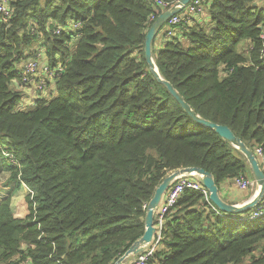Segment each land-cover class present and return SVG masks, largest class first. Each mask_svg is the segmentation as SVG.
<instances>
[{
    "label": "trees",
    "instance_id": "16d2710c",
    "mask_svg": "<svg viewBox=\"0 0 264 264\" xmlns=\"http://www.w3.org/2000/svg\"><path fill=\"white\" fill-rule=\"evenodd\" d=\"M157 1H6L0 145L16 163L0 161L7 185L31 192L24 219L10 196L0 201V264H115L142 237L147 205L169 173L202 168L219 190L253 177L242 153L149 71L144 47ZM208 10L207 24L183 21L170 38L161 29L152 54L190 108L254 151L264 147V1L212 0ZM38 54L63 70L49 79L50 97L24 103L15 81ZM253 208L228 214L185 191L151 263L264 264V217L238 219Z\"/></svg>",
    "mask_w": 264,
    "mask_h": 264
},
{
    "label": "built area",
    "instance_id": "2783aa9c",
    "mask_svg": "<svg viewBox=\"0 0 264 264\" xmlns=\"http://www.w3.org/2000/svg\"><path fill=\"white\" fill-rule=\"evenodd\" d=\"M6 1L1 0L0 4V13L3 15H8L9 11L6 8ZM212 0H192L187 7L184 8L182 14H175L171 16L170 20L163 27L164 32L168 38L174 34V30L177 24L182 23L183 21H190L191 19L197 18L201 15L206 7L208 8L211 4ZM264 1V0H262ZM158 8L160 7V11L155 14H152L150 17L151 20L157 19V16L160 13H163L170 9L172 5H168L163 1H157ZM174 5V4H173ZM192 22V20H191ZM45 58L41 57L37 59H27L26 62L21 66L22 71V79L21 81H15L18 87L16 89L22 92V89L31 88L32 93L27 94V98L24 103L29 101L33 103L34 99L38 97H50L53 92H51L49 79L51 77H55L57 74L62 72V68H58L57 71H54L47 62L44 61ZM36 91V92H35ZM47 94V95H45ZM23 103V104H24ZM254 153L260 162L261 169L264 173V147L256 146ZM3 154L7 158H11L13 163L14 161L12 154L8 153L3 147L0 145V155ZM1 159V157H0ZM235 184L238 188L247 190V189H255L257 188V181L253 177L241 175L236 177L234 180ZM185 191H199L205 196H209L208 190L203 185L202 180L196 176H180L174 180V183L167 190V192L163 196V200L160 203L157 211L154 215L155 218V234L154 239L150 247L144 252L140 253L133 258H128L124 264H153L151 263V259L154 257L155 253L160 249L161 243L164 239L163 231L165 227V222L167 220V214L175 208L177 203L180 201V197ZM264 217V203H259L255 206L252 211H250L247 215L241 216L238 219L241 221H254Z\"/></svg>",
    "mask_w": 264,
    "mask_h": 264
},
{
    "label": "water",
    "instance_id": "95a60500",
    "mask_svg": "<svg viewBox=\"0 0 264 264\" xmlns=\"http://www.w3.org/2000/svg\"><path fill=\"white\" fill-rule=\"evenodd\" d=\"M192 0H179L174 5L170 7L169 10L160 13L157 16V19L152 24L151 28L146 34V41L144 47L145 59L149 67V71L155 75L157 80L163 83L167 90H169L170 94L175 97V99L179 102L182 108H184L190 116H192L196 121L206 127H210L216 130L221 137L229 141L236 147L245 159L248 161L251 173L253 178L257 181V188L255 194L247 200L245 203L235 204L226 202L221 196L219 192V188L217 186L216 180H214L211 173L205 171L202 168L198 167H187V168H178L174 170V172L169 173L163 180L162 183L156 188L154 196L151 201L147 205L146 215H145V231L142 237L136 242L130 249H128L122 257L115 264H124V262L131 256H137L140 253L147 250L153 242L154 234H155V218L154 215L162 202V198L167 190L174 183V180L180 176H196L202 180L203 185L208 190L210 201L216 205L218 209L225 213L239 214L249 209L257 206L264 200V173L261 169L260 162L258 161L254 151L245 143H243L232 131V129L227 125H219L212 121H208L201 116H199L193 108H190L189 104L185 101L183 96L179 93L178 90L175 89L173 84L169 81L165 80L160 72H158V68L156 65V61L154 58V54H152L153 42L156 38V35L160 32L161 29L167 24L170 20L171 16L181 12Z\"/></svg>",
    "mask_w": 264,
    "mask_h": 264
},
{
    "label": "crops",
    "instance_id": "0c3cea01",
    "mask_svg": "<svg viewBox=\"0 0 264 264\" xmlns=\"http://www.w3.org/2000/svg\"><path fill=\"white\" fill-rule=\"evenodd\" d=\"M258 4L261 5L262 1L257 0ZM208 8L204 10V12L198 16L199 20H203L204 18H209L208 15ZM165 40L164 36L160 33V37L157 40L156 44L161 45ZM11 172H9L3 163L0 161V201L8 196L11 197V208L14 216L18 219H24L27 214L28 210L27 207H23V203L20 202V198H26L30 193V188L27 185L21 184L22 186L15 190V185L13 182L7 185ZM255 190L247 189L243 190L237 187L234 180H229L224 182L220 187V196L226 201L235 204H241L247 202L254 194ZM20 206V207H18ZM131 256L129 258H133Z\"/></svg>",
    "mask_w": 264,
    "mask_h": 264
},
{
    "label": "rangeland",
    "instance_id": "374dc122",
    "mask_svg": "<svg viewBox=\"0 0 264 264\" xmlns=\"http://www.w3.org/2000/svg\"><path fill=\"white\" fill-rule=\"evenodd\" d=\"M182 13V11L181 12H179V13H177V14H181ZM209 20H210V17L209 18H204L202 21H201V23L202 24H204L205 22H206V24H207V22H209ZM163 45V43H161V45H159V46H162ZM245 47L246 48V46H247V43H245L244 41H243V43L240 45V48L241 47ZM239 48V49H240ZM37 57L41 60V57H40V55L38 54L37 55ZM36 92V91H35ZM22 94H25V95H27V94H29V93H32V91H31V88H26V89H22V92H21ZM45 95H47V94H45ZM29 107V106H28ZM256 189V188H255ZM255 189H251V190H255ZM31 192V191H30ZM30 194V193H29ZM20 202L21 203H23V207H27V203L25 202V198L24 197H21L20 198ZM18 207H20V206H18Z\"/></svg>",
    "mask_w": 264,
    "mask_h": 264
}]
</instances>
